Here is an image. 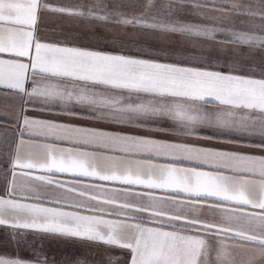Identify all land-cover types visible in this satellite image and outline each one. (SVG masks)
<instances>
[{
    "label": "snow or ice",
    "instance_id": "obj_1",
    "mask_svg": "<svg viewBox=\"0 0 264 264\" xmlns=\"http://www.w3.org/2000/svg\"><path fill=\"white\" fill-rule=\"evenodd\" d=\"M48 15L119 35L50 40ZM0 90L20 97L0 114L13 240L124 250L107 264H264V0H0Z\"/></svg>",
    "mask_w": 264,
    "mask_h": 264
},
{
    "label": "crops",
    "instance_id": "obj_2",
    "mask_svg": "<svg viewBox=\"0 0 264 264\" xmlns=\"http://www.w3.org/2000/svg\"><path fill=\"white\" fill-rule=\"evenodd\" d=\"M40 35L50 40H66L70 44L81 45L93 48H106L112 50L110 44H106L102 40H97L95 37L105 36L111 37L113 35H119L118 32L108 34L101 28L92 30L86 28L83 23L79 22L74 17H59L54 15H48L43 18L40 26ZM130 51H135V48L130 47ZM3 58H8L7 54H4ZM26 62V58H25ZM33 77L29 76L26 86H28ZM25 114L41 119H53L56 117L51 116L48 113L40 112L32 107L25 105ZM20 110V97L14 92H8L7 90H0V114L6 116L8 119L14 118L19 114ZM59 119L66 120L67 118L60 117ZM12 127L6 120H0V129ZM21 127L23 123L21 120ZM211 130H206V134H210ZM27 139V137H25ZM200 143H207L201 140ZM224 147L239 148L245 151H256L249 148L246 144L230 145L226 142L222 144ZM0 151H8V148L0 145ZM187 166V165H185ZM6 169L4 158H0V171ZM2 183V178H0ZM71 210V209H66ZM202 218L209 220L219 219V215H206ZM151 226V225H149ZM37 253L40 255L37 256ZM124 250L116 247L90 244L80 240H70L64 238H48L43 237L41 234L34 233L32 231H26L23 236L17 235L16 240L12 239V230L3 226H0V256H6L10 258H20L29 264H40L41 259L47 257L49 261L55 259L56 264H75L77 259H87L89 262L104 261L107 264L108 256H124Z\"/></svg>",
    "mask_w": 264,
    "mask_h": 264
},
{
    "label": "rangeland",
    "instance_id": "obj_3",
    "mask_svg": "<svg viewBox=\"0 0 264 264\" xmlns=\"http://www.w3.org/2000/svg\"><path fill=\"white\" fill-rule=\"evenodd\" d=\"M52 3H61V4H75L78 3L79 0H51ZM109 27L114 28V25H109ZM113 32H108V34H112ZM129 43L131 44V38L129 40Z\"/></svg>",
    "mask_w": 264,
    "mask_h": 264
}]
</instances>
